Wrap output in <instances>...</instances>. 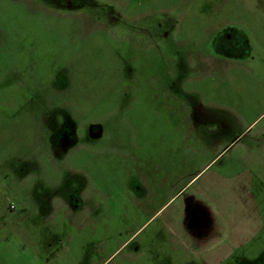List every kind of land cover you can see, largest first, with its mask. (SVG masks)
<instances>
[{
  "label": "rangeland",
  "instance_id": "obj_1",
  "mask_svg": "<svg viewBox=\"0 0 264 264\" xmlns=\"http://www.w3.org/2000/svg\"><path fill=\"white\" fill-rule=\"evenodd\" d=\"M57 251L264 264V0H0V264Z\"/></svg>",
  "mask_w": 264,
  "mask_h": 264
},
{
  "label": "flooded vegetation",
  "instance_id": "obj_2",
  "mask_svg": "<svg viewBox=\"0 0 264 264\" xmlns=\"http://www.w3.org/2000/svg\"><path fill=\"white\" fill-rule=\"evenodd\" d=\"M235 37H236L235 34H232V33L231 34H225L224 37H222L223 38V42H222L223 44L222 45H224L225 49L227 48L228 50H230V52L232 51V53L236 52L238 50V47L240 46V45H237L236 42H234ZM94 127H96V126H94ZM98 127H99V129H98V132H99L100 126H98ZM65 131H66L65 135H63L61 137V146H60V148L61 147L63 148L66 145L71 144L74 141V139H76V136L74 135L72 130H70V131L69 130H65ZM69 134H70V137H69ZM64 203H67V202H64ZM67 204L70 205V206H75L74 205L75 202L73 200L71 202H68ZM200 210H201L200 207L199 208H193L192 211H191L192 217L193 216L195 217L196 215L201 216L200 214H198ZM199 216H198V218H199Z\"/></svg>",
  "mask_w": 264,
  "mask_h": 264
},
{
  "label": "crops",
  "instance_id": "obj_3",
  "mask_svg": "<svg viewBox=\"0 0 264 264\" xmlns=\"http://www.w3.org/2000/svg\"><path fill=\"white\" fill-rule=\"evenodd\" d=\"M61 208L60 209H68V211L71 210V206L68 205L67 203H61L59 205ZM48 257H45L44 254H34L32 257L29 255L27 257L28 260L32 259L35 264H58V262L61 261V259L68 260L66 264H76V261H71L72 260V255L69 253H62V252H52ZM31 257V258H30Z\"/></svg>",
  "mask_w": 264,
  "mask_h": 264
},
{
  "label": "built area",
  "instance_id": "obj_4",
  "mask_svg": "<svg viewBox=\"0 0 264 264\" xmlns=\"http://www.w3.org/2000/svg\"><path fill=\"white\" fill-rule=\"evenodd\" d=\"M12 207H14V206L12 205Z\"/></svg>",
  "mask_w": 264,
  "mask_h": 264
}]
</instances>
